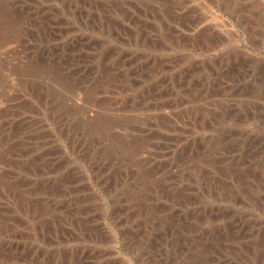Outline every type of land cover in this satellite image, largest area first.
Instances as JSON below:
<instances>
[{
	"label": "rangeland",
	"instance_id": "374dc122",
	"mask_svg": "<svg viewBox=\"0 0 264 264\" xmlns=\"http://www.w3.org/2000/svg\"><path fill=\"white\" fill-rule=\"evenodd\" d=\"M91 1L32 2L52 41L27 47L64 49L72 90L57 63L43 80L16 42L0 44V88L29 138L25 153L9 142L0 174L84 230L57 222L56 241L54 217L1 187L0 264L34 250L63 263L74 251L76 264H264V0ZM110 77L121 82L102 88Z\"/></svg>",
	"mask_w": 264,
	"mask_h": 264
},
{
	"label": "bare ground",
	"instance_id": "6f19581e",
	"mask_svg": "<svg viewBox=\"0 0 264 264\" xmlns=\"http://www.w3.org/2000/svg\"><path fill=\"white\" fill-rule=\"evenodd\" d=\"M16 0H0V44H5V43H13L16 42V44L14 46H12L11 50L13 53L17 54V58L16 60L19 62V64H22L26 67L28 72L31 73H36L40 75V78H43V80L46 78V75L48 74V71H51L56 65V63L58 64V73H59V82L56 81V83L58 84V86H60L61 88H66V89H70L72 90V86L73 84H71V81L67 79L68 72L66 70V65H65V56H66V52L65 50H60L59 46H52L49 49H41L38 46H34V50L33 52L30 51V49L27 47L28 43L30 44V41L32 40L34 43H39L41 41H52V36H51V32L49 31L48 24L46 22V19H44V15H42V10L41 8L39 9V7L33 6L32 2L33 0H21V1H17ZM36 1V0H34ZM93 1V0H92ZM91 1V2H92ZM161 6V5H160ZM163 8V7H161ZM76 9V8H75ZM92 15V11H90ZM98 15V20H104V16L102 14H97ZM29 21H33V24L29 25ZM225 23V22H224ZM223 23V24H224ZM225 25V24H224ZM33 29H32V28ZM29 29V30H28ZM232 33V32H231ZM37 45V44H36ZM40 45V44H38ZM62 51V52H61ZM7 56V55H6ZM15 58V57H14ZM16 61V62H17ZM1 63V62H0ZM17 66V65H16ZM57 71V70H56ZM239 74L236 75L237 78L240 77L241 73H242V67L238 68ZM51 74V73H50ZM34 75V74H33ZM56 75V74H55ZM58 76V75H56ZM49 77V76H48ZM34 78V76L32 77ZM58 78V77H57ZM63 78V79H62ZM54 79V78H53ZM235 81V80H234ZM117 82H121V80H115V78L110 77V78H106L105 80H103L101 82V87H108L111 84L112 85H116ZM32 83V82H31ZM5 86V85H4ZM2 87V86H1ZM42 86H39V89ZM4 88V87H3ZM0 88V163L2 161H4V158H9V156H11V150L9 149V142L10 143H14L15 146L17 147H21L22 151L25 153L26 151V142L28 141L29 138H27V134H26V128L23 130H19V131H15L13 129V124L16 121L15 120V116L14 113L10 114L9 113V103L14 102L13 97L8 94V92H6L5 90L7 89H3ZM40 93V92H39ZM89 96L91 97H95V92L94 90H90L89 91ZM3 104L4 107H3ZM8 105V108H7ZM89 107L87 106V109ZM89 110V109H88ZM87 110V111H88ZM92 111V110H91ZM83 112V111H82ZM12 113V112H11ZM85 114L86 110H85ZM18 115V114H17ZM11 117L13 120H11ZM143 117V116H142ZM20 118V117H19ZM96 118V117H95ZM112 118V117H111ZM17 119V118H16ZM137 119V118H136ZM5 121H9L10 123L7 124V126L5 127L3 125V122ZM3 121V122H2ZM103 121V120H102ZM18 122V121H17ZM91 122V121H89ZM112 122V121H111ZM138 122V121H137ZM96 123V122H95ZM102 123V122H101ZM106 123V122H105ZM127 123V122H126ZM21 124V123H20ZM23 124V123H22ZM88 124V123H87ZM90 124V123H89ZM91 124H94L91 122ZM107 124V123H106ZM96 125V124H95ZM90 127V125H87ZM20 127V125H19ZM18 127V129H19ZM88 127V128H89ZM111 127V126H110ZM100 129V128H98ZM17 130V129H16ZM96 134V133H95ZM126 139V138H125ZM212 144V143H211ZM116 147V146H115ZM137 147V146H136ZM140 148V146L138 147V149ZM118 149V148H117ZM116 150V149H115ZM134 150V148H133ZM140 150V149H139ZM139 150H134L136 153H138ZM20 151V152H22ZM134 151L132 153H134ZM15 155V154H14ZM243 156V155H242ZM23 157V155H22ZM34 157V156H33ZM36 157V156H35ZM44 157V156H41ZM12 158V157H11ZM14 158V157H13ZM240 158V157H239ZM237 157V160L239 159ZM26 159V160H25ZM24 159V164L29 162V158H25ZM41 159V158H40ZM39 159V160H40ZM43 159V158H42ZM41 159V160H42ZM200 159V158H199ZM14 160V159H13ZM22 160V159H21ZM31 160V159H30ZM34 160V158H32V161ZM40 160V161H41ZM195 160V159H194ZM224 160V159H223ZM31 161V162H32ZM43 161L47 164L46 166L50 167V164L48 162H50L49 160L47 161L46 159H43ZM191 161V160H190ZM14 162V161H13ZM22 162V161H21ZM33 163V162H32ZM198 163H201L198 162ZM236 163V162H235ZM188 164V163H187ZM191 164V163H190ZM194 164V163H193ZM191 164V165H193ZM37 165V164H36ZM44 165V164H42ZM186 165V164H185ZM189 165V164H188ZM195 165L197 166V163H195ZM30 166V165H29ZM190 166V165H189ZM200 166V165H199ZM38 167V166H37ZM191 168V167H190ZM45 169V166H44ZM197 169V168H196ZM199 169V168H198ZM202 169V168H200ZM199 169V170H200ZM41 170V169H39ZM227 170V169H226ZM42 171V170H41ZM202 171V170H201ZM174 172V171H173ZM190 172V171H187ZM197 172V171H196ZM195 172V173H196ZM230 172V171H229ZM17 173V172H16ZM175 173V172H174ZM173 173V174H174ZM200 173V172H199ZM212 173V172H211ZM19 174V173H18ZM197 175V174H196ZM2 175V173L0 174V188L2 187L3 189L9 190L11 193L9 195H13L14 197L17 195H20L23 197V206H27V209L29 212H32L33 215L37 216L34 205H36L37 207L41 206V210H38L39 212L41 211L42 213L45 214V217H54V219H52L53 225L52 226V230L54 231V236L56 238V241L61 240L60 236L61 234L64 235V227L60 224L58 225V223H67L68 221L71 222L73 225L72 230L75 232L78 231V233L81 235L82 233H84L83 231V226L81 224V222L79 220H77V216H69L70 213L68 215H65L64 219H62L61 214L58 213V209H59V205L58 202L54 201L52 203V205L50 203H46V200L42 201L38 195L34 194V191L37 190V188H32L30 189V187L27 188V186L25 185H20V182H18L19 179H16L13 176H10L8 178L5 179V177ZM170 176V175H168ZM191 176V175H188ZM163 177V176H162ZM171 177V176H170ZM214 181V180H213ZM61 181H58L56 184H53L54 189L57 187L59 190L65 191V187H61ZM165 184V183H164ZM166 186V185H165ZM8 191V192H9ZM6 193V192H5ZM8 194V193H7ZM38 196V197H37ZM12 198V197H11ZM19 198V197H17ZM185 199V198H184ZM14 200V199H13ZM187 200V199H186ZM187 202V201H186ZM76 204V203H75ZM3 205V203H2ZM5 205V204H4ZM62 205V203H61ZM78 205V204H77ZM63 206V205H62ZM75 206V205H73ZM53 207L54 208V213L53 215L48 214V212H50V208ZM70 207V206H69ZM61 208V207H60ZM71 208V207H70ZM73 209H75L74 207H72ZM72 209V210H73ZM78 209V208H77ZM76 209V210H77ZM80 209V208H79ZM69 210V208L66 210V212ZM80 212V211H79ZM78 213V212H77ZM80 215V214H79ZM3 216V215H2ZM33 216V217H34ZM35 216V217H36ZM57 216V217H56ZM61 216V217H60ZM44 217V218H45ZM171 217V216H170ZM177 217V216H176ZM60 218V219H58ZM166 218V217H165ZM186 218V217H185ZM2 219V218H1ZM74 220L77 222L75 223ZM181 220V219H180ZM183 220V219H182ZM187 220V218H186ZM181 223V222H180ZM187 223V222H186ZM192 223V222H190ZM167 224V223H166ZM188 226L191 224H187ZM45 225L41 224V227H43ZM169 226V225H168ZM177 226V224H176ZM167 227V226H166ZM171 227V226H169ZM222 228V227H221ZM43 229H45V227H43ZM165 229V228H164ZM177 229V228H176ZM243 229V228H242ZM69 230V229H68ZM185 231V230H184ZM188 231V230H187ZM218 232V230H217ZM186 233V232H185ZM228 233V232H227ZM229 234V233H228ZM76 235V234H75ZM183 235V234H181ZM203 235V234H202ZM72 236V235H70ZM173 236V235H172ZM249 236V235H248ZM62 237V236H61ZM187 237V236H186ZM209 237V236H208ZM252 237V236H251ZM54 238V239H55ZM80 238V237H79ZM176 238V237H175ZM205 238V237H204ZM212 238V237H210ZM214 238V237H213ZM224 238V237H223ZM250 238V236H249ZM261 239V238H260ZM185 240V239H184ZM216 240V239H215ZM221 239H219L220 241ZM243 240V239H242ZM206 241V240H205ZM261 241V240H258ZM2 242V241H1ZM0 242V243H1ZM198 242V241H197ZM207 242V241H206ZM211 242V241H210ZM214 242V241H213ZM240 243V242H239ZM245 243V242H243ZM260 243V242H259ZM199 244V242H198ZM202 244V241H201ZM213 244V243H212ZM233 244V243H231ZM238 244V243H237ZM2 245H4L3 243H1V247ZM263 245V244H262ZM212 246V245H211ZM210 246V247H211ZM231 246V245H230ZM12 246H10L8 244V246H6V248L4 247V251L6 253H8L9 255L13 256L15 254V252H17L16 249H12ZM157 247V246H156ZM198 247V246H197ZM254 247V246H253ZM262 247V246H260ZM223 248V247H222ZM236 248V247H234ZM157 249V248H156ZM193 249V248H192ZM259 249V248H258ZM224 250V248H223ZM222 250V251H223ZM238 250V249H237ZM235 250V251H237ZM240 250V249H239ZM209 251V249H208ZM230 251V250H228ZM212 252V251H211ZM218 252V250H217ZM239 252V251H238ZM261 252V251H260ZM259 252V253H260ZM5 253V254H6ZM57 253V252H56ZM210 253V252H209ZM253 253V251H252ZM263 253V252H262ZM22 254V253H21ZM220 257H221V253ZM227 254V253H226ZM38 250H34L32 252V254L29 256L30 259L26 258V264H76V260L74 257V251L69 252V255L65 258L64 256L60 257L61 258H65V262L63 263V260L61 259L59 261L58 257L55 254H49L48 252H44V254H42V256H38ZM76 255V254H75ZM16 256V255H14ZM13 256V257H14ZM66 256V255H65ZM224 256V255H223ZM222 256V257H223ZM212 257V256H211ZM238 257V256H237ZM257 257V256H256ZM78 258V257H77ZM214 258V257H213ZM223 259V258H222ZM264 259V258H263ZM78 260V259H77ZM221 261V260H220ZM260 261V260H259ZM15 262V261H13ZM217 262V261H216ZM262 262V261H260ZM80 263V262H79ZM82 263V262H81ZM222 263V262H217V264ZM15 264V263H14Z\"/></svg>",
	"mask_w": 264,
	"mask_h": 264
}]
</instances>
